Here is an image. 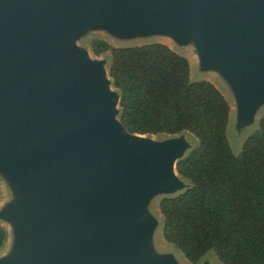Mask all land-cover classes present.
<instances>
[{
    "label": "water",
    "instance_id": "obj_1",
    "mask_svg": "<svg viewBox=\"0 0 264 264\" xmlns=\"http://www.w3.org/2000/svg\"><path fill=\"white\" fill-rule=\"evenodd\" d=\"M86 28L194 37L240 128L264 101V0H0V175L16 195L0 264H178L153 247L148 201L189 186L175 163L191 147L123 126L104 62L74 42Z\"/></svg>",
    "mask_w": 264,
    "mask_h": 264
},
{
    "label": "trees",
    "instance_id": "obj_2",
    "mask_svg": "<svg viewBox=\"0 0 264 264\" xmlns=\"http://www.w3.org/2000/svg\"><path fill=\"white\" fill-rule=\"evenodd\" d=\"M91 48L110 54L118 119L130 133L195 138L175 163L189 186L158 203L164 240L192 264L209 250L224 264H264V116L235 154L229 103L210 81L190 79L184 56L157 42L115 47L96 39ZM6 238L0 225V247Z\"/></svg>",
    "mask_w": 264,
    "mask_h": 264
},
{
    "label": "rangeland",
    "instance_id": "obj_3",
    "mask_svg": "<svg viewBox=\"0 0 264 264\" xmlns=\"http://www.w3.org/2000/svg\"><path fill=\"white\" fill-rule=\"evenodd\" d=\"M102 40L115 47H128V46H137L146 43H162L167 45L169 48L177 52L178 54L184 56L190 66V79L192 81L196 80H208L213 83L217 89L222 93V95L226 98L227 102L230 106V114L229 120L227 124V139L229 141L231 150L233 153L238 154L242 148L243 142L247 138L248 135L255 132L258 128V122L261 117L264 116V101L259 103L254 111V117L250 124L237 127L235 126V97L233 95V91L229 83L226 79L217 73L216 71L205 70L200 66L197 61V57L195 55L196 48V40L194 37H191L189 40L180 44L176 40L163 36L161 34H144V35H133L130 37H117L106 30L101 28H86L82 30L74 39V42L78 48L84 51L89 57L101 59L104 62L106 70L108 72L110 65V54L108 51L102 53H95L91 48V43L93 40ZM193 59V61H192ZM110 78V77H109ZM112 83V80L110 78ZM110 89L112 91L118 90L111 85ZM119 113V112H118ZM118 118V115H117ZM182 135L185 137L187 143L192 148L195 145V138L189 132H183L182 134L168 135V134H156V135H145L148 138H151L154 141L161 142L167 139L173 138L175 136ZM185 150V154L191 149ZM180 180L185 181L183 178L178 176ZM186 182V181H185ZM179 191L172 194H158L149 199L148 203V211L151 215L158 220V225L153 230V247L159 254H167L171 256L178 264H192L190 263L181 253V251L176 248L174 245L166 242L162 236V216L158 209L159 200L165 196H171L177 194ZM16 195L12 192L10 187L7 185L6 181L0 175V210L2 207L8 202H15ZM0 225L4 227L7 231V238L4 244L0 247V258L8 255L10 253L12 247V235L10 232V226L4 220L0 219ZM195 264H224L222 263L216 256L213 250L207 251L197 263Z\"/></svg>",
    "mask_w": 264,
    "mask_h": 264
},
{
    "label": "bare ground",
    "instance_id": "obj_4",
    "mask_svg": "<svg viewBox=\"0 0 264 264\" xmlns=\"http://www.w3.org/2000/svg\"><path fill=\"white\" fill-rule=\"evenodd\" d=\"M192 61H193V59H192Z\"/></svg>",
    "mask_w": 264,
    "mask_h": 264
}]
</instances>
